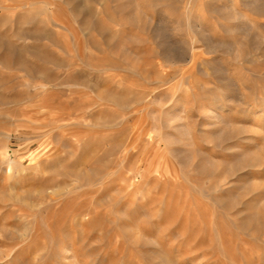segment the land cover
Returning <instances> with one entry per match:
<instances>
[{"label":"rangeland","instance_id":"rangeland-1","mask_svg":"<svg viewBox=\"0 0 264 264\" xmlns=\"http://www.w3.org/2000/svg\"><path fill=\"white\" fill-rule=\"evenodd\" d=\"M257 2L0 0V264H32L12 244L45 220L82 251L129 233L161 264H264Z\"/></svg>","mask_w":264,"mask_h":264},{"label":"bare ground","instance_id":"bare-ground-1","mask_svg":"<svg viewBox=\"0 0 264 264\" xmlns=\"http://www.w3.org/2000/svg\"><path fill=\"white\" fill-rule=\"evenodd\" d=\"M71 2H72V0H70ZM69 0H68V2H70ZM83 1H85V0H83ZM228 1V0H227ZM251 1V0H250ZM105 2V1H104ZM106 3V2H105ZM103 4V3H102ZM32 5V4H31ZM207 5V4H206ZM207 7V6H206ZM210 7V6H209ZM234 7V6H233ZM254 7V8H253ZM252 8V10L253 11H255V12H257L258 14H260V16H262V15H264V0H258V2L253 6ZM105 8H107V7H105ZM235 8V7H234ZM94 13V12H93ZM108 13V12H107ZM107 13H106V16L108 17V15H107ZM110 13V12H109ZM108 13V14H109ZM89 15H90V13H88ZM87 14V15H88ZM93 15V14H92ZM224 15V14H223ZM239 15V14H238ZM257 15V14H256ZM110 16H113L114 17V15H110ZM109 16V17H110ZM211 16V15H210ZM245 16V15H244ZM181 17V16H180ZM190 18V17H189ZM214 18V17H213ZM198 19V18H197ZM100 21L102 20V19H99ZM117 20V19H116ZM193 20H194V18H193ZM239 20V19H238ZM103 21L104 20H102L101 22L103 23ZM108 21V20H107ZM96 22V21H95ZM95 22H94V24H95ZM115 22V21H114ZM122 22V21H121ZM97 23V22H96ZM118 23V22H117ZM255 23H258V22H256L255 21ZM98 24V23H97ZM238 24V23H237ZM85 25V24H84ZM92 25V24H91ZM96 25V24H95ZM102 25H105L104 23L102 24ZM85 26H89V24H88V22L86 23V25ZM94 26V25H93ZM233 26H234V24H233ZM235 26H237L236 24H235ZM238 26H240V25H238ZM237 26V27H238ZM254 26H256V25H254ZM98 26H96L95 27V29L97 28ZM211 27H213L212 25H211ZM241 28H242V26H240ZM105 28V27H104ZM213 28H215V27H213ZM231 28H232V25H231ZM35 29V28H34ZM98 30H99V28H97ZM96 29V30H97ZM140 29H142L141 27H140ZM189 29V28H188ZM216 29H217V27H216ZM220 30H221V28H219ZM218 29V30H219ZM233 29V28H232ZM235 30H237V28H234ZM103 28H101V31H100V33H102L103 32ZM215 30V29H214ZM213 30V31H214ZM222 30H224V29H222ZM241 30V29H240ZM255 30H253V32H254ZM249 32V31H248ZM256 32V31H255ZM254 32V33H255ZM99 33V32H98ZM99 33V34H100ZM215 33V32H214ZM213 33V34H214ZM226 33V32H225ZM259 32H257V33H255V35H257ZM241 34V33H240ZM215 35V34H214ZM239 34L237 33V36H238ZM249 35H251V33L249 34ZM93 36V35H92ZM106 36V34H104L103 35V37H105ZM112 36H114V35H112ZM112 36L110 35V37L112 38ZM117 36V35H116ZM115 36V37H116ZM245 36V35H244ZM242 37V36H241ZM248 37H251V36H248ZM106 38H107V36H106ZM108 38H109V36H108ZM93 39V38H92ZM92 39H90V43L92 44V46H95V47H97L96 45H97V42H95V41H92ZM245 39V38H244ZM244 39H243V42H245L244 41ZM249 39V38H248ZM105 40H108V39H104V41ZM239 40H240V38H239ZM242 40V39H241ZM111 41V40H110ZM110 41H108V42H110ZM252 41V40H251ZM239 43V42H238ZM237 43V44H238ZM6 44V43H5ZM100 44V43H99ZM102 44H103V42H102ZM236 44V45H237ZM240 44H242V43H240ZM240 44H238V45H240ZM244 44V43H243ZM263 44V43H262ZM261 44V45H262ZM234 45V44H233ZM249 45V44H248ZM101 46H99L98 48H100ZM251 47H254L255 48V45H251ZM94 48V47H93ZM137 48V47H136ZM23 49V48H22ZM97 49V48H96ZM103 49V48H102ZM243 49H245V48H243ZM100 50H101V48H100ZM104 50V49H103ZM102 50V51H103ZM260 50V49H259ZM22 51V50H21ZM106 51V50H105ZM244 51V50H243ZM252 51V50H251ZM255 51H257V49L255 50ZM260 52V51H259ZM261 52H263V51H261ZM35 53V52H34ZM238 53H240V52H238ZM237 53V54H238ZM241 53H242V55H240V54H238L240 57L241 56H243L244 57V52H242V50H241ZM256 53V52H255ZM264 53V52H263ZM223 54V53H222ZM245 54H247V53H245ZM259 54V53H258ZM262 55H264V54H262ZM261 54H260V56H262ZM256 56V55H255ZM254 55H252L251 54V58H249L248 59V61H250V62H252V64L254 65V68H255V70L256 69H262V68H264V61L263 62H261V61H259L258 59H256L257 57H255ZM258 56V55H257ZM259 56V57H260ZM108 60V59H107ZM107 60H106V62H107ZM238 60H239V58H238ZM241 60H243V58L241 59ZM244 60H247V59H244ZM65 61V60H64ZM109 61V60H108ZM225 61V60H224ZM230 61V60H229ZM51 62V61H50ZM239 62H242V61H239ZM110 65H111V67H117V66H119L120 64L117 62V61H111L110 60V62H108ZM231 65H232V62L230 63ZM229 64V65H230ZM244 65H245V63H243ZM240 65H241V63H240ZM244 65H243V68H244ZM102 66H104V65H102ZM226 66H227V64H226ZM233 66V65H232ZM247 66V65H246ZM227 67H229V66H227ZM119 68V67H118ZM234 67H232L231 69H233ZM252 68V67H251ZM254 68H253V70L252 71H254ZM230 70V69H229ZM244 70H245V68H244ZM30 71V70H29ZM236 71V70H235ZM257 71H259V70H257ZM264 71V69L262 70V72ZM260 72V71H259ZM237 74V73H236ZM258 74H261V73H258ZM263 74V73H262ZM236 77V76H235ZM242 78H244V77H242ZM264 78V77H263ZM53 79V78H52ZM249 79V78H248ZM238 80V79H237ZM236 82V81H235ZM261 83H262V88L264 89V80L263 79H261V81H260ZM252 87V86H251ZM259 88V87H258ZM261 91V90H260ZM259 91V92H260ZM252 92V91H251ZM259 94H261V93H259ZM250 97V96H249ZM22 210V209H21ZM24 210V209H23ZM25 211V210H24ZM22 213V212H21ZM26 214H27V212H26ZM80 214V213H79ZM22 215V214H21ZM71 216V215H70ZM69 216V217H70ZM75 214H72V218H71V221H73V220H75V221H80V216H79V218H76L75 219ZM78 216V215H77ZM45 220V219H44ZM43 221V220H42ZM46 221V228H40V227H35V229H34V233H32V234H29V240L27 241V242H22V241H15V242H13V244H12V246H16L17 247V250L18 251H20V252H22V253H24L25 252V255L24 256H26V257H28V258H30L31 259V261L33 262L32 264H98V262H96L93 258V256H101V259H102V263H104L105 262V264H113V262H115L116 260L118 261V259H117V257L118 256H120V255H122L121 257H123V256H125V250L127 249V250H129V248H134V249H137V251H139V255L140 256H142L143 258H145V261H146V264H161L160 263V259L162 258V252H161V249H160V240H159V238H153V241L152 242H150V243H152V244H150V247H148V243L147 242H145V241H141L137 236H135V235H131V234H129V233H126L128 236L126 237V241L125 240H123V239H121L122 238V236H123V233H122V236H121V233H117L116 234V236H115V239H114V241L109 245V246H107L106 248L104 247V245L103 244H101V245H99V246H97V247H94V248H91L90 250H88V251H85V250H80L81 248L78 246V244H80V242L79 241H76L74 238H76V235L78 234H75V231L74 230H71L70 232L68 231V232H64V234L62 233V232H60L59 230H57L56 231V229H53L52 227H51V224L49 223V222H47V220H45ZM80 223V222H79ZM3 224H4V222H3ZM0 225H2V224H0ZM130 226V225H129ZM56 228V227H55ZM33 231V230H32ZM153 231H155V230H153ZM136 232V231H135ZM104 233V232H103ZM142 234V233H141ZM49 235V239H47V237L46 236H48ZM18 236L20 237V238H22V239H24V238H26L27 237V234H26V232L25 231H22V232H20L19 233V231H18ZM83 236V235H82ZM134 236V237H133ZM106 237V236H105ZM99 238H100V240L103 238V234H100L99 235ZM125 238V237H124ZM76 239H79V238H76ZM93 239H95V238H93ZM25 240V239H24ZM34 240H37V241H35V243H33L34 245H36V246H41V250H44V252H43V254L42 255H38L37 257L34 255V254H32V253H30V247H31V245H32V241H34ZM146 240V239H145ZM82 245V244H81ZM68 246H71V250H73V252H72V259L73 260H71V261H69V262H59V260L58 259H56L53 255H52V253H53V251L56 249V247L57 248H64V247H68ZM150 251V253H149V256L148 255H145V251L147 252V251ZM138 254V253H137ZM138 255V256H139ZM21 256V255H20ZM126 256H128V260H127V262H132L133 260H136L137 258H138V256H135L133 253H128ZM18 257V256H17ZM140 258V257H139ZM97 259V258H96ZM100 259V258H99ZM141 259V258H140ZM169 260V259H168ZM62 261V260H61ZM39 262V263H38ZM120 262V261H119ZM101 264V263H100Z\"/></svg>","mask_w":264,"mask_h":264}]
</instances>
